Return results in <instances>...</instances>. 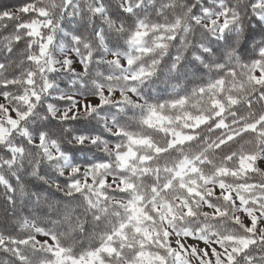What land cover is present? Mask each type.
Returning a JSON list of instances; mask_svg holds the SVG:
<instances>
[{
	"label": "snow or ice",
	"instance_id": "6c2138e0",
	"mask_svg": "<svg viewBox=\"0 0 264 264\" xmlns=\"http://www.w3.org/2000/svg\"><path fill=\"white\" fill-rule=\"evenodd\" d=\"M0 264H264V0H0Z\"/></svg>",
	"mask_w": 264,
	"mask_h": 264
},
{
	"label": "clouds",
	"instance_id": "9594fccd",
	"mask_svg": "<svg viewBox=\"0 0 264 264\" xmlns=\"http://www.w3.org/2000/svg\"><path fill=\"white\" fill-rule=\"evenodd\" d=\"M234 2H235V3H238V4H240V5H244V4L247 3V0H234ZM249 20H250V17H249ZM252 23H253V25H254V22H252ZM238 39H239V41H240L241 43H243V35H241L240 37H238ZM195 55H198V53H196V52H192L191 55H189V52H188L187 50L185 51V56H186L189 60H191V57H192V56H195ZM194 70H195L194 67H193L191 64H189V66H188V71H189V72H192V71H194ZM161 87H163V85H161ZM45 122H46V121H45ZM69 144H73V141H69ZM73 146H77V145H73ZM87 146H88V147H91L92 145L89 143ZM36 158H37V160H38V162H39V154H37ZM50 186H52L53 189H54V188H55V181H51V182H50Z\"/></svg>",
	"mask_w": 264,
	"mask_h": 264
},
{
	"label": "trees",
	"instance_id": "16d2710c",
	"mask_svg": "<svg viewBox=\"0 0 264 264\" xmlns=\"http://www.w3.org/2000/svg\"><path fill=\"white\" fill-rule=\"evenodd\" d=\"M10 6L15 3V0H8Z\"/></svg>",
	"mask_w": 264,
	"mask_h": 264
}]
</instances>
